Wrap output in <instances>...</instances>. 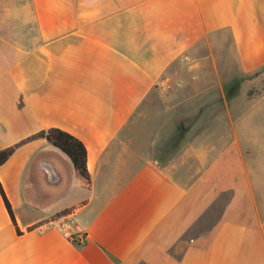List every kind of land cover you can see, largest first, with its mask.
I'll return each instance as SVG.
<instances>
[{"label":"crops","instance_id":"0c3cea01","mask_svg":"<svg viewBox=\"0 0 264 264\" xmlns=\"http://www.w3.org/2000/svg\"><path fill=\"white\" fill-rule=\"evenodd\" d=\"M194 102L217 106L161 153ZM51 128L83 144L88 185L28 139ZM15 144L0 264H264V0H0V150Z\"/></svg>","mask_w":264,"mask_h":264},{"label":"trees","instance_id":"16d2710c","mask_svg":"<svg viewBox=\"0 0 264 264\" xmlns=\"http://www.w3.org/2000/svg\"><path fill=\"white\" fill-rule=\"evenodd\" d=\"M35 137L45 138L48 141V143L59 149L70 160L74 170L84 180V183L88 185L89 175L86 169V151L83 144L78 139L68 134L67 132L55 128L40 131L28 139ZM18 144L0 150V164H2L8 158V156L12 153V151L14 150L15 147H17ZM0 193L4 206L8 214L10 215L11 220L14 222L11 208L1 188H0ZM63 213H65V210L60 212L59 214H63ZM17 234H20L18 230H17Z\"/></svg>","mask_w":264,"mask_h":264},{"label":"rangeland","instance_id":"374dc122","mask_svg":"<svg viewBox=\"0 0 264 264\" xmlns=\"http://www.w3.org/2000/svg\"><path fill=\"white\" fill-rule=\"evenodd\" d=\"M236 84H237V81H234V82L230 81V83L226 82V84H225L226 90H230V91L233 90V88L236 86ZM157 101L158 100L156 99V102ZM208 106H207L208 110L206 111V114L201 115V112H205L206 108H204V107H206V106L204 105V103H201V102L195 103L194 102V106L192 108L193 113L184 122L179 121L178 119L168 117L161 126L163 128V133H162L163 139L161 141V144H162L161 153L162 152L175 153L176 151H178L180 149V147L183 145V142L185 141L184 139L187 137V133L192 132V131H189L186 133L185 131L180 130V127L181 126H189L191 122H193V123L196 122L198 120V118L210 116V114L215 111L214 109L217 106V104L214 103V104H210ZM191 119H192V121H191ZM76 193H77V191H76Z\"/></svg>","mask_w":264,"mask_h":264},{"label":"built area","instance_id":"2783aa9c","mask_svg":"<svg viewBox=\"0 0 264 264\" xmlns=\"http://www.w3.org/2000/svg\"><path fill=\"white\" fill-rule=\"evenodd\" d=\"M62 229V235L70 242L76 244V245H82L84 244L86 240V235L81 232H71L69 227H61Z\"/></svg>","mask_w":264,"mask_h":264}]
</instances>
